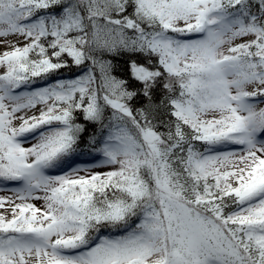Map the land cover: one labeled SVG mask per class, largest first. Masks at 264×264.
Instances as JSON below:
<instances>
[{"label":"snow or ice","instance_id":"6c2138e0","mask_svg":"<svg viewBox=\"0 0 264 264\" xmlns=\"http://www.w3.org/2000/svg\"><path fill=\"white\" fill-rule=\"evenodd\" d=\"M0 46V264H264V0H0Z\"/></svg>","mask_w":264,"mask_h":264},{"label":"trees","instance_id":"16d2710c","mask_svg":"<svg viewBox=\"0 0 264 264\" xmlns=\"http://www.w3.org/2000/svg\"><path fill=\"white\" fill-rule=\"evenodd\" d=\"M119 63H120V68L118 69V73H117V74L124 75L125 73L122 71V68H123L122 62H119ZM62 71H63V73H64L65 75L70 74L69 71H68L67 69L62 70ZM71 72H72V73H75V72H76V69L73 68V69L71 70Z\"/></svg>","mask_w":264,"mask_h":264},{"label":"rangeland","instance_id":"374dc122","mask_svg":"<svg viewBox=\"0 0 264 264\" xmlns=\"http://www.w3.org/2000/svg\"><path fill=\"white\" fill-rule=\"evenodd\" d=\"M3 50V46H0V51H2Z\"/></svg>","mask_w":264,"mask_h":264}]
</instances>
